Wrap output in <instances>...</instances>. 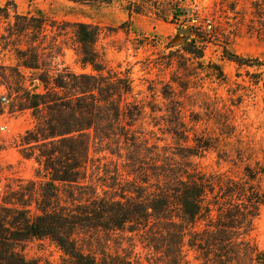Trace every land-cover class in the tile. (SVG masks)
Instances as JSON below:
<instances>
[{"label":"trees","instance_id":"1","mask_svg":"<svg viewBox=\"0 0 264 264\" xmlns=\"http://www.w3.org/2000/svg\"><path fill=\"white\" fill-rule=\"evenodd\" d=\"M123 1L140 7L148 0ZM171 2L169 12L159 16L167 20L172 15L176 22L182 14L173 7L175 0ZM130 24H135L132 18L119 27L130 29ZM74 27L79 60L93 72L65 68L53 76L36 74L39 85L24 91L23 109H30L36 120L22 138L24 155L37 153L46 179L36 214L27 209L32 202L23 198L0 202V264H39L21 249L33 237L50 238L70 264H138V243L155 264H191L185 248L196 253L198 264H263L264 252L252 234L264 205V149L261 158L239 133L233 110L211 122L220 114L206 107L210 117L205 120L180 100L183 95L191 98L181 76L161 91L169 100L164 108L144 99L129 100L130 77L107 69L96 51L100 26L81 21ZM204 43V38H193L169 54L199 62ZM224 51L240 62L238 55ZM18 53L24 66L38 69L33 47ZM215 69L222 74L220 66ZM146 119L163 136L144 128ZM165 136L177 142L179 151L159 144ZM92 148L122 159L115 162L110 181L88 180ZM210 151L218 164L232 170L207 172L193 160ZM233 170L237 176L230 174ZM85 231L93 232L86 246L78 238ZM126 234L128 248L122 242Z\"/></svg>","mask_w":264,"mask_h":264},{"label":"rangeland","instance_id":"2","mask_svg":"<svg viewBox=\"0 0 264 264\" xmlns=\"http://www.w3.org/2000/svg\"><path fill=\"white\" fill-rule=\"evenodd\" d=\"M175 2L173 7L179 8L182 14L176 22L172 21V15L167 20L160 17L172 8L171 0H148L140 7L123 0L110 4L89 0H0L4 8L0 13V126L7 125L6 130L0 129V202L23 198L25 203L32 202L27 207L31 214L37 213L36 199L40 197L46 172L38 163L37 153L31 157L24 155L22 138L27 130L34 128L36 120L30 109H23L22 97L25 90L39 85L36 74L53 76L65 68L78 73L93 72L90 65L84 66L79 60L74 24L81 21L100 26L96 51L107 69L130 77L133 93L129 100L144 99L164 108L169 100L162 97L161 91L173 77H184L189 86L185 93L191 98L183 95L180 100L188 108L202 113L205 120L210 117L206 107L218 109L220 115L211 122L217 118L222 120L233 110L239 133L252 142L262 158L264 0ZM130 18L135 23L130 24V29L119 27ZM205 20L211 22L210 29L199 25ZM193 38L205 40L201 63L191 57L186 60L171 57L170 50L180 48ZM28 46L37 52L39 67L36 70L24 66L19 57V50H27ZM225 48L238 55L240 62L229 59ZM216 65L221 67L222 74H216ZM173 86L177 92L181 91L177 84ZM1 96H6L7 101L3 102ZM194 102L197 105L192 106ZM149 121L146 119L143 127L163 136L149 126ZM164 138L158 141L161 146L167 144L169 150L179 151L176 141L170 136ZM90 159L88 180L98 183L110 181L115 162H122L116 155L94 148ZM193 160L207 172L232 170L225 163L218 164L213 151ZM230 174L238 175L236 170ZM262 187L264 189V178ZM92 235L93 232L85 231L78 238L86 246ZM252 235L264 252V205ZM126 236L122 241L124 248L130 243V234ZM113 245L114 241L110 242V247ZM21 249L28 259L37 260L39 264H70L62 250L47 237L30 238L21 244ZM184 251L191 264L199 263L194 251L187 248ZM136 253L138 264H155L140 243Z\"/></svg>","mask_w":264,"mask_h":264},{"label":"built area","instance_id":"3","mask_svg":"<svg viewBox=\"0 0 264 264\" xmlns=\"http://www.w3.org/2000/svg\"><path fill=\"white\" fill-rule=\"evenodd\" d=\"M199 25L203 26L204 29H210L212 27V24L209 20H205L203 21V23H200ZM1 99L3 102H6L7 101V97L6 96H1ZM0 129L2 131L6 130L7 129V125L3 124L0 126Z\"/></svg>","mask_w":264,"mask_h":264},{"label":"water","instance_id":"4","mask_svg":"<svg viewBox=\"0 0 264 264\" xmlns=\"http://www.w3.org/2000/svg\"><path fill=\"white\" fill-rule=\"evenodd\" d=\"M180 32H188V31H183V30H180Z\"/></svg>","mask_w":264,"mask_h":264}]
</instances>
